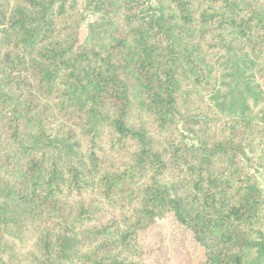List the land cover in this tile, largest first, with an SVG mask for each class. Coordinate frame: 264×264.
Returning a JSON list of instances; mask_svg holds the SVG:
<instances>
[{
	"label": "trees",
	"instance_id": "obj_1",
	"mask_svg": "<svg viewBox=\"0 0 264 264\" xmlns=\"http://www.w3.org/2000/svg\"><path fill=\"white\" fill-rule=\"evenodd\" d=\"M241 52L264 61V0H0V264H140L168 215L244 264L264 128L206 105Z\"/></svg>",
	"mask_w": 264,
	"mask_h": 264
},
{
	"label": "rangeland",
	"instance_id": "obj_2",
	"mask_svg": "<svg viewBox=\"0 0 264 264\" xmlns=\"http://www.w3.org/2000/svg\"><path fill=\"white\" fill-rule=\"evenodd\" d=\"M97 19V14L85 13V21L81 28V36L86 34V23ZM244 103L248 108L247 118L253 126L264 128V61L256 60L243 52L236 55L235 61L220 71L214 99H207L212 112L220 119L228 117L229 110ZM186 126V125H185ZM183 123L178 125L186 144H193L190 134L183 130ZM161 141V140H160ZM258 144L261 142L258 140ZM244 165L264 188V163L256 160L260 155L257 148L248 147L244 143ZM247 161H246V160ZM142 250L140 264H201V253L193 243L191 232L168 215L145 231L138 239ZM250 246L243 254L244 264H264V227H260L249 237ZM29 249V242L22 249Z\"/></svg>",
	"mask_w": 264,
	"mask_h": 264
}]
</instances>
